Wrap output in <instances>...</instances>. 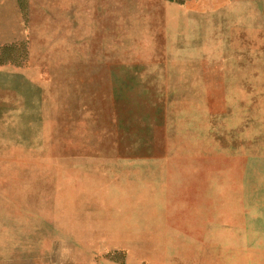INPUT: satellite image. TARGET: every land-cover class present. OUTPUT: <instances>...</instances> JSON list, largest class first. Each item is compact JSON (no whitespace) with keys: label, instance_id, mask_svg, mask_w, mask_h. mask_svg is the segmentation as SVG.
<instances>
[{"label":"rangeland","instance_id":"obj_1","mask_svg":"<svg viewBox=\"0 0 264 264\" xmlns=\"http://www.w3.org/2000/svg\"><path fill=\"white\" fill-rule=\"evenodd\" d=\"M0 264H264V0H0Z\"/></svg>","mask_w":264,"mask_h":264}]
</instances>
